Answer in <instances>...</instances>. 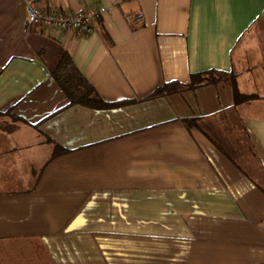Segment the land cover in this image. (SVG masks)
<instances>
[{
	"label": "crops",
	"instance_id": "1",
	"mask_svg": "<svg viewBox=\"0 0 264 264\" xmlns=\"http://www.w3.org/2000/svg\"><path fill=\"white\" fill-rule=\"evenodd\" d=\"M29 2L107 12L81 37ZM0 113V264H264V0H0Z\"/></svg>",
	"mask_w": 264,
	"mask_h": 264
},
{
	"label": "trees",
	"instance_id": "2",
	"mask_svg": "<svg viewBox=\"0 0 264 264\" xmlns=\"http://www.w3.org/2000/svg\"><path fill=\"white\" fill-rule=\"evenodd\" d=\"M53 80L58 84L62 92L65 94L70 104H81L91 108H105V105L96 95L94 89L90 84L82 77V75L77 71L75 66L72 64L71 59L68 54L64 53L61 55L60 60L53 71L50 72ZM220 80H224V76L210 71L206 74H198L192 77L190 84L187 87L193 88L202 84L215 83ZM230 82H232V77ZM169 88L164 87L154 95H158L167 91ZM234 97L236 103L244 102L253 99L254 97H242L234 92ZM0 116L2 114L0 113ZM63 151L60 149H55L53 156L61 154Z\"/></svg>",
	"mask_w": 264,
	"mask_h": 264
},
{
	"label": "built area",
	"instance_id": "3",
	"mask_svg": "<svg viewBox=\"0 0 264 264\" xmlns=\"http://www.w3.org/2000/svg\"><path fill=\"white\" fill-rule=\"evenodd\" d=\"M106 9L93 6L82 11L68 12L40 7L33 2L26 4V19L29 27L58 31L63 33L73 32L78 36H87L92 33L94 25L105 15ZM141 19L142 15L127 16L126 21L132 22Z\"/></svg>",
	"mask_w": 264,
	"mask_h": 264
},
{
	"label": "rangeland",
	"instance_id": "4",
	"mask_svg": "<svg viewBox=\"0 0 264 264\" xmlns=\"http://www.w3.org/2000/svg\"><path fill=\"white\" fill-rule=\"evenodd\" d=\"M246 156V157H245ZM248 149H246V155H244V158L239 157L237 161L246 169V171L252 176L256 181H258L260 184L264 185V177L262 175L261 170L258 168L257 164L254 165V162L252 159L248 160ZM255 166L251 168V166Z\"/></svg>",
	"mask_w": 264,
	"mask_h": 264
}]
</instances>
